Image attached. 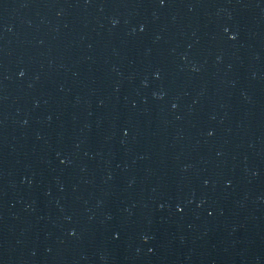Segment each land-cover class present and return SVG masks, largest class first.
I'll use <instances>...</instances> for the list:
<instances>
[{
	"label": "water",
	"instance_id": "95a60500",
	"mask_svg": "<svg viewBox=\"0 0 264 264\" xmlns=\"http://www.w3.org/2000/svg\"><path fill=\"white\" fill-rule=\"evenodd\" d=\"M0 264H264V0H0Z\"/></svg>",
	"mask_w": 264,
	"mask_h": 264
}]
</instances>
